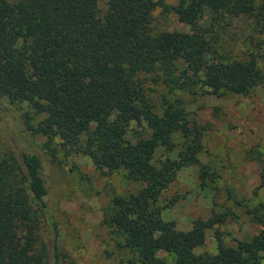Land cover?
Returning a JSON list of instances; mask_svg holds the SVG:
<instances>
[{
  "label": "trees",
  "instance_id": "16d2710c",
  "mask_svg": "<svg viewBox=\"0 0 264 264\" xmlns=\"http://www.w3.org/2000/svg\"><path fill=\"white\" fill-rule=\"evenodd\" d=\"M156 1L194 30H158L155 0H108L105 11L98 0H0V92L44 115L37 125L30 116L26 123L49 144L59 137L67 153L84 152L100 167L124 169L144 183L138 193L115 194L105 211L134 262L264 264V203L255 212L260 232L230 245L217 229V253L198 249L221 216L197 219L189 230L163 217L158 194L181 163L158 159L157 150L172 149L181 133L183 158L198 163L202 131L191 127L180 105L168 102L156 112L144 88L148 74L170 89L200 86L216 95L247 94L262 83L255 57L226 60L216 48V27L251 14L255 0ZM142 119L150 134L131 136ZM48 198L38 153L19 151L0 161V264H60L59 227Z\"/></svg>",
  "mask_w": 264,
  "mask_h": 264
},
{
  "label": "rangeland",
  "instance_id": "374dc122",
  "mask_svg": "<svg viewBox=\"0 0 264 264\" xmlns=\"http://www.w3.org/2000/svg\"><path fill=\"white\" fill-rule=\"evenodd\" d=\"M262 3L255 0L251 14L233 19L225 28L216 27V48L226 60L255 57L264 75ZM98 6L105 11L108 0H98ZM154 15L158 30L190 32L195 28L174 13H164L158 4ZM209 24L210 16L205 20ZM144 88L156 112L168 102L180 105L191 127L202 131L198 163L183 158L181 133L173 137L172 149L157 150L158 159L170 157L181 163L176 179L158 194L163 217L174 221L178 229L189 230L197 219L221 216L223 221L208 229L200 252H218L217 229L230 245L259 233L263 225L255 212L264 203V78L247 94L216 95L200 86L170 89L154 74L146 76ZM29 116L35 125L44 118L30 103L14 102L0 92V161L13 159L19 151L40 155L49 204L59 227L60 264H143L134 262L131 251L120 246L121 238L106 223L105 211L115 194L138 193L144 183L130 179L124 169L100 167L84 152L67 153L59 137L49 144L46 135L28 128ZM94 128L92 125L91 130ZM131 128V136L150 134L145 119L135 121ZM87 137L85 134L83 140ZM44 236L48 240L50 235L45 232ZM159 256L173 261L165 252Z\"/></svg>",
  "mask_w": 264,
  "mask_h": 264
}]
</instances>
